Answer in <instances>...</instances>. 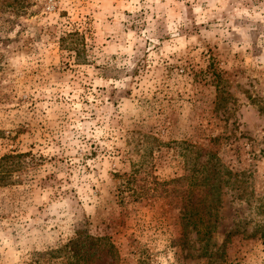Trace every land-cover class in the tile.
<instances>
[{
    "label": "rangeland",
    "instance_id": "1",
    "mask_svg": "<svg viewBox=\"0 0 264 264\" xmlns=\"http://www.w3.org/2000/svg\"><path fill=\"white\" fill-rule=\"evenodd\" d=\"M182 142L233 174L209 241L164 191ZM9 153L0 264H107L75 238L114 264H264V0H0Z\"/></svg>",
    "mask_w": 264,
    "mask_h": 264
},
{
    "label": "trees",
    "instance_id": "2",
    "mask_svg": "<svg viewBox=\"0 0 264 264\" xmlns=\"http://www.w3.org/2000/svg\"><path fill=\"white\" fill-rule=\"evenodd\" d=\"M79 35V32L73 30L61 36V40H69L70 48L80 55ZM181 144L185 173L165 181L164 191L180 199V213L187 226L195 231L200 240L209 241L222 204V185L228 184L233 174L223 167L216 152L187 142ZM25 157L26 154L10 153L0 157V186L8 184L12 172L26 166ZM72 244L84 250V255L79 259L98 261L104 257L107 264H114L116 261L115 255L107 252L109 249L104 251L97 245L81 242L80 238H75ZM75 253L78 252L75 250Z\"/></svg>",
    "mask_w": 264,
    "mask_h": 264
}]
</instances>
